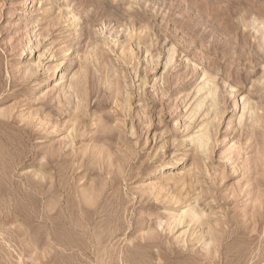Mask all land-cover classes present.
<instances>
[{
  "label": "rangeland",
  "instance_id": "rangeland-1",
  "mask_svg": "<svg viewBox=\"0 0 264 264\" xmlns=\"http://www.w3.org/2000/svg\"><path fill=\"white\" fill-rule=\"evenodd\" d=\"M0 264H264V0H0Z\"/></svg>",
  "mask_w": 264,
  "mask_h": 264
},
{
  "label": "bare ground",
  "instance_id": "bare-ground-1",
  "mask_svg": "<svg viewBox=\"0 0 264 264\" xmlns=\"http://www.w3.org/2000/svg\"><path fill=\"white\" fill-rule=\"evenodd\" d=\"M67 70H66V72L68 71V67L66 68ZM63 78V77H62ZM235 105H237V103L235 104ZM236 110V108L233 110V111H235ZM172 167V165H168L167 163L166 164H164L163 165V169L164 168H171ZM185 170V169H184ZM188 171V170H187ZM187 171H185V172H183V173H186ZM155 175H157V173H154ZM154 175V176H155ZM185 175V174H184ZM184 178V177H183ZM43 196V195H42ZM43 216V215H42Z\"/></svg>",
  "mask_w": 264,
  "mask_h": 264
}]
</instances>
